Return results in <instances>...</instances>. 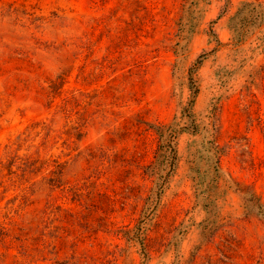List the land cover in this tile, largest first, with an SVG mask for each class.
Here are the masks:
<instances>
[{
  "label": "rangeland",
  "instance_id": "obj_1",
  "mask_svg": "<svg viewBox=\"0 0 264 264\" xmlns=\"http://www.w3.org/2000/svg\"><path fill=\"white\" fill-rule=\"evenodd\" d=\"M246 1L0 0V264H264Z\"/></svg>",
  "mask_w": 264,
  "mask_h": 264
},
{
  "label": "trees",
  "instance_id": "obj_2",
  "mask_svg": "<svg viewBox=\"0 0 264 264\" xmlns=\"http://www.w3.org/2000/svg\"><path fill=\"white\" fill-rule=\"evenodd\" d=\"M257 12V13H253ZM238 23L234 24L233 31L236 33L238 38L241 40L242 36L248 31V27L252 24L256 23V21L264 20V0H251L246 1L238 10ZM199 61H197L198 63ZM193 80V78H191ZM188 110H185V117H189ZM158 136L162 139V143H160L157 156L166 164V166L170 170L173 169L177 160H178V152L175 146V139L177 137V133L183 130L184 126H173V125H156L153 126ZM162 157V159H161ZM153 171V170H152ZM168 175V173H167ZM162 181L159 184V188L162 189L163 183L166 181V176L161 175Z\"/></svg>",
  "mask_w": 264,
  "mask_h": 264
}]
</instances>
